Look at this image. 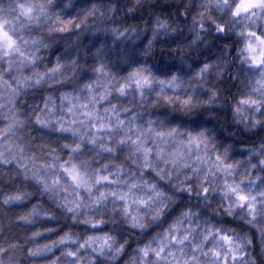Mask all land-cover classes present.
Segmentation results:
<instances>
[{"label":"clouds","instance_id":"1","mask_svg":"<svg viewBox=\"0 0 264 264\" xmlns=\"http://www.w3.org/2000/svg\"><path fill=\"white\" fill-rule=\"evenodd\" d=\"M0 264H264V0H0Z\"/></svg>","mask_w":264,"mask_h":264}]
</instances>
